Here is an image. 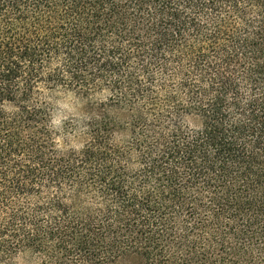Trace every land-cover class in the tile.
Listing matches in <instances>:
<instances>
[{"label":"trees","instance_id":"trees-1","mask_svg":"<svg viewBox=\"0 0 264 264\" xmlns=\"http://www.w3.org/2000/svg\"><path fill=\"white\" fill-rule=\"evenodd\" d=\"M21 254L264 264V0H0V264Z\"/></svg>","mask_w":264,"mask_h":264},{"label":"rangeland","instance_id":"rangeland-1","mask_svg":"<svg viewBox=\"0 0 264 264\" xmlns=\"http://www.w3.org/2000/svg\"><path fill=\"white\" fill-rule=\"evenodd\" d=\"M80 106L78 101L72 96L62 95L58 98V108L56 114V121L58 124L62 123L64 119L70 114L79 112ZM14 264H37L35 256L30 254H21L16 258ZM116 264H130L126 261H121Z\"/></svg>","mask_w":264,"mask_h":264}]
</instances>
